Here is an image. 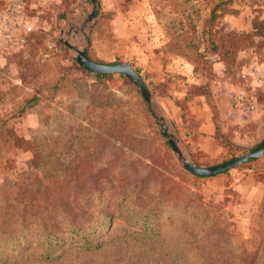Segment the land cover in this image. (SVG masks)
I'll use <instances>...</instances> for the list:
<instances>
[{
	"label": "rangeland",
	"instance_id": "374dc122",
	"mask_svg": "<svg viewBox=\"0 0 264 264\" xmlns=\"http://www.w3.org/2000/svg\"><path fill=\"white\" fill-rule=\"evenodd\" d=\"M97 1L98 12L89 22L90 0H0V134L6 138V142L0 138V183L11 172L27 171L36 154L42 156L48 171L58 167L61 173L79 152L90 161L93 173L113 171L109 179L117 193L129 181L142 179L137 159L151 163L146 145H160L169 163L180 164L151 116L143 125L144 101L135 85L118 75L95 80L80 68L76 53L65 41L80 49L87 47L93 58L104 62L133 64L194 163H221L264 139V36L254 26L255 21L264 25V0ZM186 15L198 34L205 28V44L198 45L205 54L203 61L178 53L181 50L168 35L167 23ZM228 36L235 37L237 45L225 58L224 50L214 52L211 43L227 42ZM30 97L37 102L25 106ZM194 102L211 113L216 155L182 144L184 137L177 126L185 121L188 103ZM128 112L136 134L122 138L110 127L114 118ZM132 164L136 167L130 171ZM246 168L264 180V155L237 165L239 173ZM95 179L107 185V176ZM174 179L212 201L213 211L226 216L227 224L238 233L236 241L258 245L254 264H264V193L256 202L242 198L233 188L234 177L218 184L212 178L197 179L174 169ZM105 206V201L98 202L95 209L105 210ZM158 210L156 217L143 220L145 225H152L156 218L162 232L171 229L178 219L174 207L162 203ZM119 213L94 219L91 230L96 237L89 248L84 240L41 246L34 239H23L12 243V257L4 256L0 264H165L159 255L145 253L140 241L132 239L137 235L126 236V229L136 224ZM164 241L174 242L165 237Z\"/></svg>",
	"mask_w": 264,
	"mask_h": 264
},
{
	"label": "trees",
	"instance_id": "16d2710c",
	"mask_svg": "<svg viewBox=\"0 0 264 264\" xmlns=\"http://www.w3.org/2000/svg\"><path fill=\"white\" fill-rule=\"evenodd\" d=\"M226 1L229 0H220ZM174 5L181 7V13L184 14L182 6L177 2H174ZM254 26L259 34L264 36V25L255 21ZM167 28L172 42L181 50L178 53L194 55L192 58L194 62L204 60L205 54L198 51V45L205 44L204 27L198 34L195 24L186 15L183 19L174 18L168 22ZM236 45V38L230 36L227 42L222 41L219 44L212 42L211 48L214 52L224 50L222 54L227 58L234 52ZM205 47L207 48L206 45ZM87 56L98 63H116L93 58L88 52ZM130 65L143 78L140 71L133 64ZM80 68L95 80L118 75L133 84L121 73H94ZM143 80L145 81L144 78ZM36 102V97L27 98L25 106H32ZM143 112L145 126L146 118L151 119L145 101ZM113 120L110 131L115 135L128 138L136 134L134 132L136 125L129 112ZM102 126L105 127V124ZM1 140L6 142V138ZM165 145L171 149L167 142ZM146 152V157L151 163L137 159L144 173L142 179L137 183L129 181V185L126 188L121 187L118 193L115 183L109 179L113 171L105 169L98 174L93 173L90 161L84 159L79 152L61 168V173H58V167L48 171L45 161L39 154H36V160L27 171L11 172L8 180L0 183V259L2 260L4 256L11 258L9 253L12 252V243L23 239L30 241L34 239L41 246L45 244L49 246L52 243L65 244L68 241H71L69 242L71 244L73 241L84 240L89 248V244H92L96 237L93 233L95 230H91L94 228V219L98 220L100 217L109 219L111 212H120L119 214L125 216L128 222L135 221L136 224L126 229V236L137 235L132 239H135L136 243L140 241L145 253L151 256L159 255L165 264H254L258 245L252 241H236L235 236L238 233L227 224L226 216L223 217L220 212L213 211L212 201L196 196L180 180L174 179V169L197 179L215 176L232 178L231 171L237 169V166L219 174L204 176L189 171L170 156L175 165L173 162L169 163L168 154L160 145H146ZM254 160L257 159H250L247 162ZM135 167V164L130 165V171ZM98 175L104 178L107 176V185L103 187L102 182L95 179ZM151 183L154 184L153 189ZM104 201L105 210L95 209L98 202L101 204ZM162 203L170 204L178 215V219L174 220V226L171 229L166 227L164 232L160 230L161 224L158 225L156 218L152 225L148 226L143 221L156 217ZM140 221L143 223L139 227ZM164 237L171 238L173 244L165 242ZM94 250L96 249H92Z\"/></svg>",
	"mask_w": 264,
	"mask_h": 264
},
{
	"label": "water",
	"instance_id": "95a60500",
	"mask_svg": "<svg viewBox=\"0 0 264 264\" xmlns=\"http://www.w3.org/2000/svg\"><path fill=\"white\" fill-rule=\"evenodd\" d=\"M91 2V12L88 13L87 20L89 22L96 16L98 12V1L90 0ZM91 27V23L89 28ZM89 38L87 37L86 43L89 45ZM68 47L76 53L75 59L79 66L84 69L94 72V73H104L113 74L121 73L125 75L135 87L139 90L141 96L143 97L146 107L152 117L154 123L158 126L159 131L162 133L163 137L167 143L172 148V151L177 159V161L184 166L189 171L204 176H212L215 174L222 173L229 170L237 165L249 161L250 159H257L264 155V139L254 148L248 150L247 152L236 156L234 158L228 159L218 164H213L209 166H198L193 161L185 155L180 142L177 138V133L175 128H173L166 117L161 112L159 106L154 100L148 86L144 82L143 78L137 73V71L127 62L119 61L116 63H98L87 56V47L80 49L78 46L71 45L68 41H65Z\"/></svg>",
	"mask_w": 264,
	"mask_h": 264
},
{
	"label": "crops",
	"instance_id": "0c3cea01",
	"mask_svg": "<svg viewBox=\"0 0 264 264\" xmlns=\"http://www.w3.org/2000/svg\"><path fill=\"white\" fill-rule=\"evenodd\" d=\"M188 105L184 115L185 121H180L177 126L184 137L183 146L186 147L189 144L195 149L207 152L210 155H216V149L211 138L214 131L211 113L202 108L197 102L188 103ZM231 175L234 177L233 188L242 198L253 200L252 202H256L261 198L264 190V180L256 177L252 169L246 168L241 173L238 172V169H234L231 171ZM211 178L218 184L224 183V177L215 176Z\"/></svg>",
	"mask_w": 264,
	"mask_h": 264
},
{
	"label": "built area",
	"instance_id": "2783aa9c",
	"mask_svg": "<svg viewBox=\"0 0 264 264\" xmlns=\"http://www.w3.org/2000/svg\"><path fill=\"white\" fill-rule=\"evenodd\" d=\"M27 30H30V27H27Z\"/></svg>",
	"mask_w": 264,
	"mask_h": 264
}]
</instances>
